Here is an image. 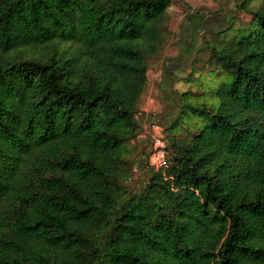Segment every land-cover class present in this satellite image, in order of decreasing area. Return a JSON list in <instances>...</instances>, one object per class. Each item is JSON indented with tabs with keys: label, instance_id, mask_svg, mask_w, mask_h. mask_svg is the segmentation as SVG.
Here are the masks:
<instances>
[{
	"label": "trees",
	"instance_id": "1",
	"mask_svg": "<svg viewBox=\"0 0 264 264\" xmlns=\"http://www.w3.org/2000/svg\"><path fill=\"white\" fill-rule=\"evenodd\" d=\"M172 2L0 0V264H264V0L151 114L166 165L126 159Z\"/></svg>",
	"mask_w": 264,
	"mask_h": 264
},
{
	"label": "rangeland",
	"instance_id": "2",
	"mask_svg": "<svg viewBox=\"0 0 264 264\" xmlns=\"http://www.w3.org/2000/svg\"><path fill=\"white\" fill-rule=\"evenodd\" d=\"M242 0H173L172 5L167 9L162 27L169 30L165 43L161 49L148 61V83L141 97V110L143 112H159L161 110L173 111L171 101L167 92L163 90L164 79L168 84L171 82L169 91L174 95L187 89V84L182 82L180 76H184L191 69V62L197 56L201 37L205 30L219 29L229 25L231 20H249L247 13L239 10L238 4ZM203 13L206 15L203 21V28L194 32L188 20L190 14ZM194 44V47L192 48ZM195 50V51H194ZM173 84V85H172ZM178 93L175 97H178ZM175 112V111H173ZM170 114V119L173 113ZM166 129L152 122L143 127L140 135L131 143L135 147L133 154L126 156L127 161H137L140 153L147 147L151 149L153 141L165 136ZM134 173L124 182L131 190L141 189L146 170H141L137 163L133 165Z\"/></svg>",
	"mask_w": 264,
	"mask_h": 264
},
{
	"label": "built area",
	"instance_id": "3",
	"mask_svg": "<svg viewBox=\"0 0 264 264\" xmlns=\"http://www.w3.org/2000/svg\"><path fill=\"white\" fill-rule=\"evenodd\" d=\"M168 142L162 136L156 138L152 145V152L148 157L149 164L156 167H163L166 165V149Z\"/></svg>",
	"mask_w": 264,
	"mask_h": 264
},
{
	"label": "crops",
	"instance_id": "4",
	"mask_svg": "<svg viewBox=\"0 0 264 264\" xmlns=\"http://www.w3.org/2000/svg\"><path fill=\"white\" fill-rule=\"evenodd\" d=\"M186 75V74H185ZM181 77V76H180ZM180 79V78H179ZM162 84H163V90L164 91H169V87L171 86V82H169L168 84V81L167 79H164V82L162 81ZM173 85V84H172ZM170 111V110H169ZM163 112H166V110H161L159 112H153V114H157L159 116L162 115ZM152 113H149V112H145L143 114H140V119L142 120V123H143V127H145L147 125V123H149L153 118L151 116ZM168 116H163L161 117L162 119H167ZM170 117V116H169ZM168 117V118H169ZM170 119V118H169Z\"/></svg>",
	"mask_w": 264,
	"mask_h": 264
}]
</instances>
